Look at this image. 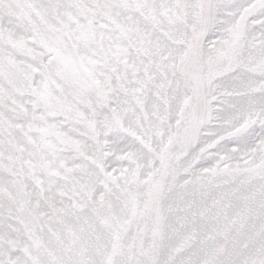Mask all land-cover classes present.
Masks as SVG:
<instances>
[{
    "label": "snow or ice",
    "instance_id": "snow-or-ice-1",
    "mask_svg": "<svg viewBox=\"0 0 264 264\" xmlns=\"http://www.w3.org/2000/svg\"><path fill=\"white\" fill-rule=\"evenodd\" d=\"M0 264H264V0H0Z\"/></svg>",
    "mask_w": 264,
    "mask_h": 264
}]
</instances>
